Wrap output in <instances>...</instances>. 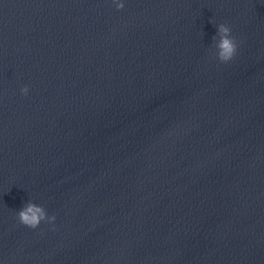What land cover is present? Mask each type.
Instances as JSON below:
<instances>
[{
    "label": "water",
    "instance_id": "obj_1",
    "mask_svg": "<svg viewBox=\"0 0 264 264\" xmlns=\"http://www.w3.org/2000/svg\"><path fill=\"white\" fill-rule=\"evenodd\" d=\"M120 2L0 168V264H264V0Z\"/></svg>",
    "mask_w": 264,
    "mask_h": 264
},
{
    "label": "clouds",
    "instance_id": "obj_2",
    "mask_svg": "<svg viewBox=\"0 0 264 264\" xmlns=\"http://www.w3.org/2000/svg\"><path fill=\"white\" fill-rule=\"evenodd\" d=\"M117 10H123L125 5L120 0H113ZM217 31L212 40L215 42V57L221 63H227L234 59L238 44L236 38L232 35L231 27L226 23H221L215 26ZM218 38V39H217ZM22 95H27L29 92L28 86L20 89ZM16 217L20 224L36 229L42 222L52 224L56 220L55 215H48L46 209L42 205H37L32 201H27L16 212Z\"/></svg>",
    "mask_w": 264,
    "mask_h": 264
}]
</instances>
